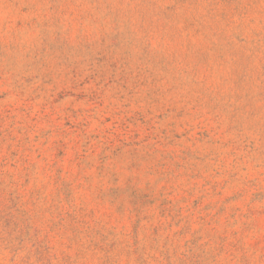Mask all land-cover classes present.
I'll return each mask as SVG.
<instances>
[{
	"label": "rangeland",
	"instance_id": "rangeland-1",
	"mask_svg": "<svg viewBox=\"0 0 264 264\" xmlns=\"http://www.w3.org/2000/svg\"><path fill=\"white\" fill-rule=\"evenodd\" d=\"M0 264H264V0H0Z\"/></svg>",
	"mask_w": 264,
	"mask_h": 264
}]
</instances>
